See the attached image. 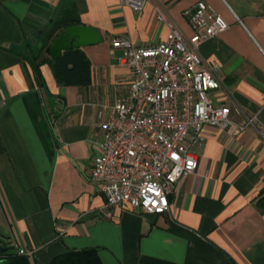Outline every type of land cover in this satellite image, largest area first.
Here are the masks:
<instances>
[{
    "label": "crops",
    "instance_id": "obj_1",
    "mask_svg": "<svg viewBox=\"0 0 264 264\" xmlns=\"http://www.w3.org/2000/svg\"><path fill=\"white\" fill-rule=\"evenodd\" d=\"M198 1L230 25L200 46L221 68L224 91L213 100L230 104L235 122L239 107L264 123V0H147L141 11L119 0H0V240L14 246L0 253L4 264L18 249L32 252L29 264L82 249H96L102 264H264V139L254 128L206 126L198 168L175 185L166 213L104 210L91 178L98 113L126 97L134 78L113 40L165 41L158 9L190 35L184 11ZM74 24L103 40L81 47L92 82L66 86L44 45Z\"/></svg>",
    "mask_w": 264,
    "mask_h": 264
},
{
    "label": "built area",
    "instance_id": "obj_2",
    "mask_svg": "<svg viewBox=\"0 0 264 264\" xmlns=\"http://www.w3.org/2000/svg\"><path fill=\"white\" fill-rule=\"evenodd\" d=\"M119 1L135 11L147 2ZM184 16L190 35L158 9V19L170 28L165 41L138 45L118 37L112 42L122 50L118 64L131 69L134 78L126 97L98 113L100 135L94 143L91 178L105 197L104 210L123 206L138 214L169 211L175 185L198 168L206 126L233 135L254 128L264 139L258 113L249 115L235 107L243 114L235 122L231 105L211 95L224 91L221 68L203 59L200 46L227 30L229 23L205 1L186 9Z\"/></svg>",
    "mask_w": 264,
    "mask_h": 264
},
{
    "label": "trees",
    "instance_id": "obj_3",
    "mask_svg": "<svg viewBox=\"0 0 264 264\" xmlns=\"http://www.w3.org/2000/svg\"><path fill=\"white\" fill-rule=\"evenodd\" d=\"M49 50L48 45H44ZM36 62V57H34ZM55 78L62 85H85L92 82V65L86 53L80 48H69L63 54L50 59ZM35 71L41 80L38 64H34ZM6 264H29L27 256L22 254H8ZM51 264H102L96 249H82L66 252L55 257Z\"/></svg>",
    "mask_w": 264,
    "mask_h": 264
},
{
    "label": "water",
    "instance_id": "obj_4",
    "mask_svg": "<svg viewBox=\"0 0 264 264\" xmlns=\"http://www.w3.org/2000/svg\"><path fill=\"white\" fill-rule=\"evenodd\" d=\"M45 30L38 31V35H41ZM37 39H34L36 43ZM103 40L101 32L93 26L89 25H69L62 31L56 34L54 39L49 45V54L52 58L56 59L60 57L64 51L69 48H80L88 45L98 44ZM14 249L13 245H6L0 240V253L10 252ZM0 264H4L0 261Z\"/></svg>",
    "mask_w": 264,
    "mask_h": 264
}]
</instances>
